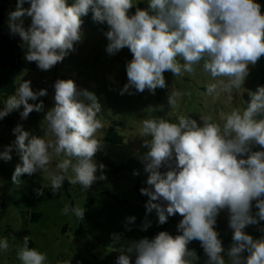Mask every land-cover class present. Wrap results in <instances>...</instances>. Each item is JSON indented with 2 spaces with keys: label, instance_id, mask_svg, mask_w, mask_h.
<instances>
[{
  "label": "clouds",
  "instance_id": "obj_1",
  "mask_svg": "<svg viewBox=\"0 0 264 264\" xmlns=\"http://www.w3.org/2000/svg\"><path fill=\"white\" fill-rule=\"evenodd\" d=\"M28 2L25 8V0H17L7 17L10 33L18 35L26 49V61L35 62L42 71L62 62L82 41L81 18L91 11L94 21L108 25L107 53L127 47L133 54L126 64L128 81L121 94L130 88L154 93L166 87L165 72L179 78L194 75L199 66L212 80L205 85L207 95L231 97L244 86L249 65L264 56V13L257 0H148L146 9L137 7L131 15L133 0H74L71 5L67 0ZM26 17L31 18L27 27ZM248 94L246 107L221 114L218 122L210 112L201 113L200 124L188 114L178 115L174 122L157 117L140 122L138 134L148 138L144 140L148 150L140 156L145 172L150 173L148 187L140 189L148 197L146 211L155 210L160 224L178 213L180 234L161 231L152 239L131 241L116 264H131V254H135L134 264H197L199 257L188 248L193 240L200 241L206 264H264V238L254 239L244 231L264 221V86ZM46 95L47 89L34 91L31 82L21 78L15 95L0 108V119L21 106L22 119L33 111H44L42 101H29ZM185 95L191 93L171 89L172 110ZM54 101L44 116L42 137L17 124L12 129L15 139L0 151V160H11L15 149L22 161L15 167L13 182L19 183L22 174H45L47 182L35 190L38 195L46 187L57 193L65 180L87 189L106 179L105 166L93 159L103 147L100 137L105 127L97 118L100 105L95 95L79 89L72 79H57ZM255 145L260 150L254 151ZM222 210L229 213L228 227L233 231L227 260L215 230ZM63 213L82 220L84 209L65 205ZM134 221V216L127 217V223ZM113 237L120 239L119 234ZM29 242L25 236L17 249L21 264H47V254L31 248ZM8 247L7 237L0 239V250Z\"/></svg>",
  "mask_w": 264,
  "mask_h": 264
},
{
  "label": "rangeland",
  "instance_id": "obj_2",
  "mask_svg": "<svg viewBox=\"0 0 264 264\" xmlns=\"http://www.w3.org/2000/svg\"><path fill=\"white\" fill-rule=\"evenodd\" d=\"M5 1L0 34L10 32L7 17L10 11L15 10L17 3V0ZM257 2L261 4V12L264 13V0ZM67 3L71 5L74 0H67ZM29 6L28 0H25L23 7ZM147 7L148 0L144 9ZM30 23L31 18L26 17L25 27ZM81 28L82 41L74 46L76 50L69 52L62 62L57 63L49 71H42L36 65V69L24 71L16 79L15 93L21 78L29 80L34 91L47 89L46 96L29 101L30 103L42 101L44 111H33L26 119H22L21 106L20 109H15L0 119V151L15 139L12 129L17 124H21L30 134L42 137L45 133L44 116L55 103V81L72 79L79 89L93 93L100 105L97 118L105 123L101 130L103 135L100 137L103 147L93 159L98 165L102 163L105 166L103 172L106 179L95 181L87 189L82 188L79 183L70 184L68 190L59 196L48 195L46 187L43 188V194L38 195L35 190L47 182L45 174L41 172L31 176L22 174L19 183L13 182L15 167L22 163L18 153L13 149L11 160H0V239L7 237L9 242L6 251L0 250V264H21L17 257V249L22 247L25 236L30 237L31 248L47 254V264H65L67 261L69 264H116L117 257L129 242L145 237L152 239L162 231L155 223L151 228H143L147 216L146 207L144 209L143 205H146L148 197L141 194L136 186L148 187L147 179L150 173L145 172L144 164L140 160V156L148 150L144 146V140L148 138L138 134L140 122L153 117L174 122L178 115L188 114L200 124L202 112H210L218 122L221 114L228 113L236 107L247 106L248 90L254 92L258 86H264L262 73L264 56H261L256 65H249V75L244 86L238 92L234 90L231 97L227 94L217 98L207 95L205 85L212 80L199 66L194 75L185 73L179 78L173 76L171 72H165L166 87L157 88L154 93L147 89L136 92L134 88H130L129 92L132 94L129 92L121 94V89L128 81L126 64L132 59L133 54L125 47L110 55L106 51L108 40L105 33L90 31L83 23ZM14 37L20 42L18 35ZM25 53L26 49L22 47L23 57ZM172 88L191 93L180 98L176 110H172L168 103ZM6 100L7 98H0V108L4 106ZM161 105L162 110L159 108ZM110 118L126 125L125 128L114 126L116 132L122 134L124 138L122 144H114L105 139L106 131L112 126ZM254 148L260 150L259 145H255ZM108 159L122 165L114 168L108 163ZM55 163L56 160L51 167L54 168ZM97 175H100L99 169ZM65 205L82 207L83 219L78 220L71 214L65 215L63 213ZM256 211L258 210L253 207V213ZM32 212L41 213L38 220H32ZM228 215L227 210H222L215 225L225 249L222 253L225 260L228 259L227 250L232 244L233 235L232 229L228 227ZM130 216L135 217L133 223H127V217ZM181 219L178 213L168 218L165 228L172 230L169 234L173 236L180 234L177 225ZM244 231L254 239L264 238V221H260L258 225H248ZM113 234H119L120 239L114 240ZM133 255L135 254H131L130 260ZM197 257H199L197 264H206V255Z\"/></svg>",
  "mask_w": 264,
  "mask_h": 264
},
{
  "label": "trees",
  "instance_id": "obj_3",
  "mask_svg": "<svg viewBox=\"0 0 264 264\" xmlns=\"http://www.w3.org/2000/svg\"><path fill=\"white\" fill-rule=\"evenodd\" d=\"M133 2H134V6L129 10V15L134 14L137 7L142 9L146 7V0H137ZM5 3H6L5 0H1L0 22L4 14L3 9L5 8ZM81 19L83 21L84 26L90 31L98 32V33H106L108 31V27L106 23H100L93 20L91 11H89L87 16L82 17ZM33 69H36V63L28 62L25 60L22 54L21 43L10 32L5 34H0V98H8L12 95H15V81L18 78V76L24 71H31ZM261 69L263 70V68ZM262 73H263V83H264V70ZM110 119L112 121V126L109 127V129L106 131L105 139L114 144H122L124 142V138L122 134H118L116 132L114 126H120L122 128H125L126 125L123 122L118 121L116 119L113 118ZM253 150L255 151L258 149L253 147ZM108 163L114 168H118L122 165L111 159H108ZM69 186H70V182L65 180L60 191L53 194L50 187H48L46 193L48 195L59 196L62 194L63 191H67ZM137 188L140 191L142 187H138L137 185L136 189ZM253 207L255 208V201L253 202ZM143 208L145 209V205H143ZM146 213L147 216L145 221L146 222L151 221L148 228L153 227V224L155 223L156 227L159 226L162 229V231H167L168 233L172 232L170 228H165V223L160 224L158 222V217L156 215L155 210H153L151 213H148L146 211ZM40 216H41L40 212H32L33 221L38 220ZM29 244L32 245L31 240ZM188 248L190 250H193L197 256L206 255L204 253L203 248L201 247L200 241L197 242L191 241L188 244ZM134 262H135V255H133L131 259V264H134Z\"/></svg>",
  "mask_w": 264,
  "mask_h": 264
}]
</instances>
